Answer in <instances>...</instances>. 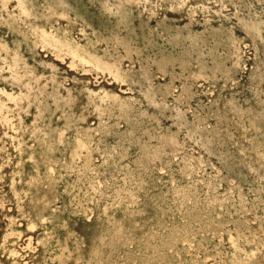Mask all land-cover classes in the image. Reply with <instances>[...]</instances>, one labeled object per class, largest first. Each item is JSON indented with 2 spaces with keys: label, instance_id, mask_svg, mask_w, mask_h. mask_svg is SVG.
Masks as SVG:
<instances>
[{
  "label": "rangeland",
  "instance_id": "1",
  "mask_svg": "<svg viewBox=\"0 0 264 264\" xmlns=\"http://www.w3.org/2000/svg\"><path fill=\"white\" fill-rule=\"evenodd\" d=\"M0 264H264V0H0Z\"/></svg>",
  "mask_w": 264,
  "mask_h": 264
},
{
  "label": "bare ground",
  "instance_id": "2",
  "mask_svg": "<svg viewBox=\"0 0 264 264\" xmlns=\"http://www.w3.org/2000/svg\"><path fill=\"white\" fill-rule=\"evenodd\" d=\"M55 44V43H54ZM68 50L70 51V53L74 56V57H79L80 55L78 54L77 50L72 48L71 46H68ZM83 60V58H81ZM91 62V61H90ZM95 64V63H94ZM96 65V64H95ZM98 66V65H97Z\"/></svg>",
  "mask_w": 264,
  "mask_h": 264
}]
</instances>
